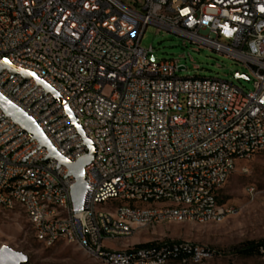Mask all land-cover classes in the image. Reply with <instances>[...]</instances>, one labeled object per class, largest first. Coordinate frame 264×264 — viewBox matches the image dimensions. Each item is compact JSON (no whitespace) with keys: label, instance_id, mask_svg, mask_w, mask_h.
Wrapping results in <instances>:
<instances>
[{"label":"built area","instance_id":"built-area-1","mask_svg":"<svg viewBox=\"0 0 264 264\" xmlns=\"http://www.w3.org/2000/svg\"><path fill=\"white\" fill-rule=\"evenodd\" d=\"M148 26L236 61L248 74L235 79L251 89L177 77V61L156 63L153 48L140 47ZM3 59L59 100L5 70L0 95L65 160L88 152L78 127L95 156L83 170V209L74 213L73 177L53 159L43 163L46 149L0 111V215L17 211L36 243L75 244L102 264L212 256L186 242L123 243L165 223H218L235 213L218 191L240 162L264 151V0H0Z\"/></svg>","mask_w":264,"mask_h":264},{"label":"rangeland","instance_id":"rangeland-1","mask_svg":"<svg viewBox=\"0 0 264 264\" xmlns=\"http://www.w3.org/2000/svg\"><path fill=\"white\" fill-rule=\"evenodd\" d=\"M142 49L153 48L156 63L173 59L179 66V78H215L232 82L245 90L251 81L235 79V73L248 70L234 60L207 47L198 48L175 34L148 26L140 41ZM220 202L232 206L235 213L218 223H165L154 230L135 233L124 241L127 249L145 243H191L210 250L209 259L198 264H264V249L243 256L237 250L248 243L264 241V151L248 162H240L218 191ZM5 246L27 256L26 264H102L88 257L75 244L65 242L45 248L33 240L28 224L17 211L0 215V247ZM117 248L116 250L124 249ZM177 264V263H174ZM193 264V263H186Z\"/></svg>","mask_w":264,"mask_h":264},{"label":"water","instance_id":"water-1","mask_svg":"<svg viewBox=\"0 0 264 264\" xmlns=\"http://www.w3.org/2000/svg\"><path fill=\"white\" fill-rule=\"evenodd\" d=\"M8 71L11 76L20 75L24 80L33 79L37 86H42L47 93L52 94L55 99L59 100L58 96L41 80H38L36 76L30 72L25 70H21L15 68L11 64H9L5 59L0 62V72ZM179 71L184 70V67H179ZM240 78V77H236ZM0 111L3 114L10 118L13 124L18 125L23 132H26L31 136V140L37 142L40 148H45L47 151V156L43 159V163H46L49 159H53L57 162V166H64L67 169V176H72L74 179V184L71 188V201L74 208V213H78L83 209V200L84 194L87 189L85 176H84V168L88 166L91 161L94 159L95 156V147L93 144L83 135L81 129L78 127V133L83 138V143L87 147L88 152L85 156L80 158L75 162H69L65 160L63 157L58 155L47 138L45 137L44 133L39 129L36 123L27 117L21 110L17 107L9 103L6 99H4L0 95ZM72 122L75 124V119L71 115V113H67ZM27 263V256L15 252L8 247L2 246L0 247V264H26Z\"/></svg>","mask_w":264,"mask_h":264},{"label":"trees","instance_id":"trees-1","mask_svg":"<svg viewBox=\"0 0 264 264\" xmlns=\"http://www.w3.org/2000/svg\"><path fill=\"white\" fill-rule=\"evenodd\" d=\"M218 202L220 204H224V203L220 202L219 199H218ZM224 205H226V204H224ZM151 244L152 243L139 244V245H136L135 248H143V247H147ZM260 248L264 249V241H260L257 243H253V242L248 243L247 245H245V247L238 249L237 253H239L243 256H251V255L259 254Z\"/></svg>","mask_w":264,"mask_h":264},{"label":"crops","instance_id":"crops-1","mask_svg":"<svg viewBox=\"0 0 264 264\" xmlns=\"http://www.w3.org/2000/svg\"><path fill=\"white\" fill-rule=\"evenodd\" d=\"M104 244L107 248L112 249V250H116L117 248H121V245L119 243L112 242V241H105Z\"/></svg>","mask_w":264,"mask_h":264}]
</instances>
